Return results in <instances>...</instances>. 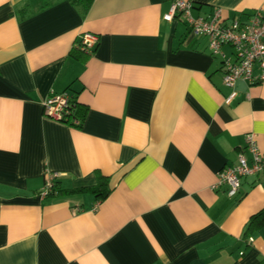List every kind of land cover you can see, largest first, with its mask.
I'll use <instances>...</instances> for the list:
<instances>
[{
    "label": "crops",
    "instance_id": "obj_1",
    "mask_svg": "<svg viewBox=\"0 0 264 264\" xmlns=\"http://www.w3.org/2000/svg\"><path fill=\"white\" fill-rule=\"evenodd\" d=\"M173 1L0 0V264H264V224L248 232L264 174L233 197L213 187L250 159L246 134L264 152V77L226 102L206 38L163 18ZM192 2L264 17V0ZM83 32L98 35L90 53ZM50 91L86 108L80 126L43 115ZM47 171L59 191L42 196ZM98 172L103 198L87 187Z\"/></svg>",
    "mask_w": 264,
    "mask_h": 264
},
{
    "label": "built area",
    "instance_id": "obj_2",
    "mask_svg": "<svg viewBox=\"0 0 264 264\" xmlns=\"http://www.w3.org/2000/svg\"><path fill=\"white\" fill-rule=\"evenodd\" d=\"M192 0H174L165 20L178 18L185 23L188 32L193 37H205L210 54L221 60L223 82L232 89L225 99L229 102L235 95L234 86L238 80L255 82L264 77V17L260 9L252 11L244 20L235 16L224 18L220 8L209 14H194ZM98 41V35L83 32L77 42V48L90 53ZM229 46L233 51L230 57L224 50ZM260 73L255 74V68ZM72 95L67 92L55 93L50 91L42 102V112L47 118L55 121L67 122L72 112ZM75 123L78 120L74 119ZM246 149L250 152V159L240 151L235 164L226 166L218 172V179L213 187L226 186V194L233 197L238 193L241 179L248 175L264 174V152L257 144L255 134L245 136ZM57 171H47L44 185L40 194L46 196L54 191L55 181L59 178Z\"/></svg>",
    "mask_w": 264,
    "mask_h": 264
},
{
    "label": "trees",
    "instance_id": "obj_3",
    "mask_svg": "<svg viewBox=\"0 0 264 264\" xmlns=\"http://www.w3.org/2000/svg\"><path fill=\"white\" fill-rule=\"evenodd\" d=\"M18 12H19L21 17L27 16L31 12L30 4L26 3L23 7L18 8ZM72 102L74 103V106L71 107L72 112L70 114L69 120H67L66 123H69V124L74 125V126H80L81 121L84 118L86 108L84 106L80 105L78 103L76 97H74V96H72ZM74 119L78 120L79 122L75 123ZM108 183H109V177L98 172L96 183L91 185V186H87V187L91 192H93L95 194L96 197L103 198L106 195H108L109 192L111 191L110 187L108 186ZM57 184H58V179L55 181L54 191L50 194H53V193L59 191V190H57L58 189ZM249 224L250 225L248 228V232L252 231L254 228L259 227V226L264 224V208L261 209L258 213L253 215L252 221H250Z\"/></svg>",
    "mask_w": 264,
    "mask_h": 264
}]
</instances>
